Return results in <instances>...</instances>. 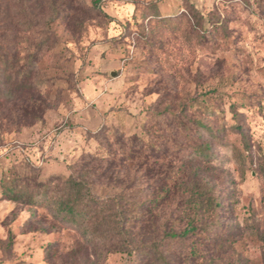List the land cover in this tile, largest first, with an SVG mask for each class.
Returning a JSON list of instances; mask_svg holds the SVG:
<instances>
[{"label":"rangeland","instance_id":"rangeland-1","mask_svg":"<svg viewBox=\"0 0 264 264\" xmlns=\"http://www.w3.org/2000/svg\"><path fill=\"white\" fill-rule=\"evenodd\" d=\"M8 44L18 65L33 57L25 97L44 108L25 121L0 107V177L61 182L83 157L118 156L107 140L136 136L142 155L105 175L97 167L90 194L145 200L166 184L171 199L148 207L181 229L202 192L219 205L162 245L171 264H264V0H0V53ZM144 207L130 214L134 231ZM143 258L101 252L78 225L0 188V264Z\"/></svg>","mask_w":264,"mask_h":264},{"label":"trees","instance_id":"trees-1","mask_svg":"<svg viewBox=\"0 0 264 264\" xmlns=\"http://www.w3.org/2000/svg\"><path fill=\"white\" fill-rule=\"evenodd\" d=\"M8 47H10L9 44L0 53L3 63L0 75L3 74V84L7 85L6 90H0L2 97L0 107H8L16 115L24 116L25 121L28 117L33 120L40 119L41 116L38 113L44 108V101L38 99L42 106L39 103L32 106L25 97L28 95L25 94L28 89L32 88L30 79L35 66L33 57L26 56L23 64L18 65L14 52ZM106 142L109 143L107 148H111L113 144L118 145V156L116 152H111L112 157L106 160L91 155L87 158L83 157L61 182L57 179L38 180L36 176L34 178L25 174L4 172L0 177L2 196L18 203L48 206L56 217L78 225L88 240L94 242L96 249L98 248L101 252L144 255L145 261L140 264H171L161 249L162 245L171 240H185L191 236L198 228L199 211L203 209V206H217L219 203L207 198L204 204L200 199L202 192H194L195 197L188 202L189 205L194 206L196 214L193 213L192 216L185 214V224L181 229H177L172 225L167 226V220L163 222L152 215V210L148 207L152 202L155 207L171 199L166 184L158 185L163 193L162 196L156 195L151 199L141 200L130 196L127 198L122 194H116L104 200L95 198L90 194L89 183L92 175H96L97 167L101 168L97 175H105L114 168L118 171L119 166L132 163L142 155L141 141L136 136L124 138L122 135H116L114 142L111 143L108 140ZM208 149L209 146L205 143L201 153ZM94 161L100 165L95 166ZM261 164L264 173L263 151ZM134 166L137 167L138 163ZM141 206H145L141 219L143 225H139V229L134 231L132 226L139 219V215H135L132 219L134 222L131 224L130 214L135 213ZM171 215L172 210H169L168 216Z\"/></svg>","mask_w":264,"mask_h":264},{"label":"built area","instance_id":"built-area-1","mask_svg":"<svg viewBox=\"0 0 264 264\" xmlns=\"http://www.w3.org/2000/svg\"><path fill=\"white\" fill-rule=\"evenodd\" d=\"M263 159H264V149H263Z\"/></svg>","mask_w":264,"mask_h":264},{"label":"water","instance_id":"water-1","mask_svg":"<svg viewBox=\"0 0 264 264\" xmlns=\"http://www.w3.org/2000/svg\"><path fill=\"white\" fill-rule=\"evenodd\" d=\"M112 75H113V73H112Z\"/></svg>","mask_w":264,"mask_h":264}]
</instances>
